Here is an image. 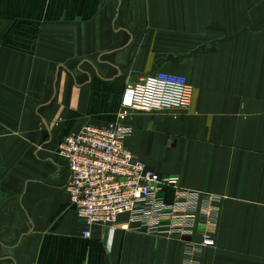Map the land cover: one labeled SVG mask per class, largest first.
Returning a JSON list of instances; mask_svg holds the SVG:
<instances>
[{
	"label": "crops",
	"instance_id": "obj_1",
	"mask_svg": "<svg viewBox=\"0 0 264 264\" xmlns=\"http://www.w3.org/2000/svg\"><path fill=\"white\" fill-rule=\"evenodd\" d=\"M158 72L185 77L191 105L132 113L126 146L217 198L214 247L127 216L88 228L70 202L59 144ZM189 261L264 264V0H0V264Z\"/></svg>",
	"mask_w": 264,
	"mask_h": 264
},
{
	"label": "built area",
	"instance_id": "obj_2",
	"mask_svg": "<svg viewBox=\"0 0 264 264\" xmlns=\"http://www.w3.org/2000/svg\"><path fill=\"white\" fill-rule=\"evenodd\" d=\"M192 97L185 77L164 72L146 76L126 86L117 121L105 127L86 125L59 144L58 155L70 172V202L88 228L114 226L127 216V231L199 237L202 247L215 246L209 230L217 225L216 209L205 204L217 198L204 199L182 188L179 177L159 176L126 146L132 130L124 122L132 113L186 109ZM168 188L174 190L171 202L165 199ZM84 236L89 238L90 231Z\"/></svg>",
	"mask_w": 264,
	"mask_h": 264
}]
</instances>
